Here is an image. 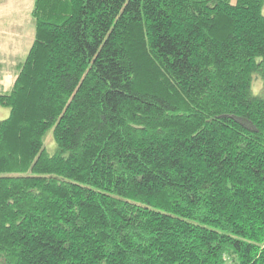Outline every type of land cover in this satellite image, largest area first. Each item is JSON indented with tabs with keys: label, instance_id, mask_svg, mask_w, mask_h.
<instances>
[{
	"label": "trees",
	"instance_id": "trees-1",
	"mask_svg": "<svg viewBox=\"0 0 264 264\" xmlns=\"http://www.w3.org/2000/svg\"><path fill=\"white\" fill-rule=\"evenodd\" d=\"M263 10L35 0L0 85V264H264Z\"/></svg>",
	"mask_w": 264,
	"mask_h": 264
},
{
	"label": "rangeland",
	"instance_id": "rangeland-1",
	"mask_svg": "<svg viewBox=\"0 0 264 264\" xmlns=\"http://www.w3.org/2000/svg\"><path fill=\"white\" fill-rule=\"evenodd\" d=\"M34 2L35 0H0V85L6 90L15 81L19 66L25 60L35 37L32 18ZM261 85V78L255 76L254 90L259 91ZM9 115L10 109L0 105V120ZM53 140L51 131L45 143L50 152L55 149Z\"/></svg>",
	"mask_w": 264,
	"mask_h": 264
}]
</instances>
